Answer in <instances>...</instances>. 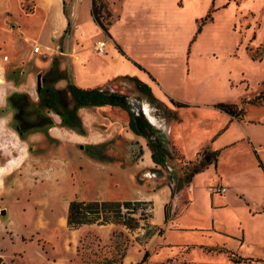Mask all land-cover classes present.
<instances>
[{"label":"rangeland","instance_id":"1","mask_svg":"<svg viewBox=\"0 0 264 264\" xmlns=\"http://www.w3.org/2000/svg\"><path fill=\"white\" fill-rule=\"evenodd\" d=\"M227 1L232 0H215L214 3L225 4ZM233 1L244 13L238 21L230 26L235 12L233 6L224 15H217L209 30H206L210 39L207 45L214 55L204 52L189 54L182 66L179 62L180 66H175L178 71L172 74L173 91L187 99L191 106L177 107L180 109L174 112L169 108L172 104L170 97L162 100L156 98L150 89H141L136 78L115 81L111 85L113 90L110 87L102 89L121 97L128 109L125 110L126 114L129 112L137 125L138 134L133 132L135 137L126 140L127 147L122 151L116 148L117 138L83 149L77 146L58 148L59 145L55 143H39L37 136L28 138L29 134L45 132L47 128L29 131L22 138L19 137L14 130L12 109L7 101L10 93L17 91L6 83L13 73L8 69L5 73L0 67V79L3 81L0 84L2 264H138L145 250L149 253L147 264L175 263V257L165 259L167 250L164 247L159 249L160 243L179 242L181 238L190 239L195 234L184 230L183 233L178 232L180 234L167 232L164 240L159 238L162 233L158 234V230L162 228L153 222L152 216L153 213H164L163 199L155 196L154 202L144 200L142 193L154 194L167 185L174 196L179 191V183L184 187L186 175L195 174L208 166L203 160V152L207 149L199 150L194 155L192 150L206 147V136L221 123V117L208 104H201L221 101L244 108L247 100L264 93V81L258 82L263 74L264 60H250L252 56L256 60L264 58V0ZM0 2L15 5L14 0ZM18 2L22 15L28 16L34 12V0ZM111 2L115 0H95L94 10L103 23L114 18ZM64 3L65 14L70 20V0H64ZM88 4L87 0L81 4L79 25L83 32L87 30ZM9 9L7 6L0 11L1 35L3 27L15 28L12 25L15 18H11ZM49 15L46 13L48 18L43 22L40 18L28 24L34 39L40 37L39 53L33 55L25 66L39 67L32 72L34 77L37 71H41L40 68L46 67L43 63L45 54L52 59L56 51L64 48V42L67 46L66 41L61 40L51 39L49 44L44 42L50 30ZM251 16L253 18L250 20ZM249 21L255 23L246 26L251 23ZM70 30L71 26L65 32L69 34ZM101 38L106 39L104 36ZM19 39L22 41V37ZM30 45H33V41ZM1 50L0 47V54H3ZM242 75L249 86L244 79L239 81ZM25 77L26 74L22 73L20 80L24 81ZM36 80L29 92L19 91L27 94L33 102L37 101ZM168 124L173 128L169 137L189 158L172 145L167 135ZM144 151H150L153 164L146 166V158H149H144ZM8 160H17V164L13 168L3 169ZM198 174L188 187V199L192 204L179 210L180 215L175 223L177 227H201L207 224V213H211L209 207L216 209V213L240 210L235 202L228 203V208L223 205L212 207L210 197L213 196L215 201V197L224 194L208 191V186L217 183L210 180L208 174ZM74 199L130 203L127 208L121 205L119 209L112 206L104 210L94 222L71 226L67 223V210L69 202ZM169 205L168 219L172 213V199ZM2 211H5L4 214ZM127 218L134 219L137 227L127 228L122 223ZM167 259L170 260L166 262Z\"/></svg>","mask_w":264,"mask_h":264},{"label":"crops","instance_id":"2","mask_svg":"<svg viewBox=\"0 0 264 264\" xmlns=\"http://www.w3.org/2000/svg\"><path fill=\"white\" fill-rule=\"evenodd\" d=\"M14 1L15 5H10L9 2L3 5L0 2V11L9 6L11 18L13 20L15 18L12 21L15 28L3 27L2 35L0 34V47L3 51V54H0V67L5 73L7 69L13 73L6 83L14 90L29 92L37 75H40L41 71L43 73L52 62V59L45 54L43 63L46 67L40 68L41 71H37L35 77L32 76V72L39 67H25L27 61L39 53V51L33 52V46L39 44L40 37L34 39L28 24L40 18L43 22L48 18L45 16L46 13H50V30L44 42L49 44L53 39L67 43L66 46L64 42V48L56 51L54 55L59 70L65 73L66 77L56 83L57 87L62 88L70 83L80 88L110 87L109 89L113 90L111 85L115 81L136 78L147 85L156 98L162 100L170 97L189 106L192 104L186 101L187 99L173 91L172 74L178 71L175 66L179 64L182 66L189 54L197 55L204 52L214 55V51L207 45L210 39L206 30L207 28L209 30L217 15H224L234 6L235 12L230 25L232 26L238 21L239 16L244 14L239 11L233 0L225 4L214 3L215 0H115L110 4L114 18L108 26V35H105L90 15L91 0H87L89 3L87 30L84 32L79 25L81 4L84 0H70V20L64 11L66 8L64 0H34V12L28 16L21 14L18 0ZM209 11H213L212 20L205 22L200 32L196 33L198 21ZM253 16L249 19L251 20ZM68 22L71 26L69 34L65 32ZM254 23L255 21L247 23L246 26H252ZM2 24L4 25L5 22ZM101 36L106 39H102ZM19 37H22V41ZM255 37L256 32L253 41ZM100 40L105 42L103 53L95 49L96 43ZM31 41L33 45H30ZM116 46L121 48L124 55ZM5 55L6 60L3 58ZM250 60L262 62L264 58L254 60L250 57ZM262 67L263 74L259 83L264 81V64ZM22 73L26 74L24 81L20 80ZM241 79H244L249 86L244 75L239 81ZM217 102L201 104H208L210 109H214L221 117V123L206 136V147L192 150L193 155L202 149L218 150L217 162L216 165L208 164L202 171L195 173L190 183L199 175L198 173L208 174L207 176L214 183L227 187L224 195L215 197V201L213 196L210 197V205L212 207L223 205L228 208V203L235 202L240 210L230 209L228 213H216V209L209 207L211 213H207V224L201 227L193 225L180 228L175 226L180 215L178 212L192 204L191 199H188L190 183L174 196H171V189L167 185L157 193L150 195L142 193V196L144 200L152 202L155 201V196L162 198V206L172 199V213L166 222H164V213H153V222L162 228V236L159 238L164 240L167 232L180 234L178 232L183 233L184 230L195 234L190 239L181 238L179 242L160 243L159 249L164 247L167 250L165 259L175 257L174 264H264V101L256 104L246 103L243 108L244 114L240 118H233L214 108L213 104ZM169 108L174 112L180 109L173 104H170ZM78 114L83 123L84 134L62 127L60 118L52 114L54 124L45 132L37 131L29 134L28 138L37 136L41 144L50 142L49 145L55 143L59 145L58 148L77 146L81 149L102 144L107 139L117 138L116 148L122 151L127 147L126 140L135 137L128 126V114L119 106L89 105L80 107ZM172 130L170 125L167 131L168 137ZM169 140L186 157L181 148L174 144L173 139L169 137ZM254 151L263 168L257 165ZM148 152L144 151V158H149V160L146 158V162L144 159L146 166L153 164L151 153ZM183 200L186 202L183 203ZM204 247H222L242 258L261 261L235 263L229 259L226 252L206 251Z\"/></svg>","mask_w":264,"mask_h":264},{"label":"trees","instance_id":"3","mask_svg":"<svg viewBox=\"0 0 264 264\" xmlns=\"http://www.w3.org/2000/svg\"><path fill=\"white\" fill-rule=\"evenodd\" d=\"M95 0H91L90 15L93 21L101 28L105 35H108V26L110 21L103 23L100 19V15L95 12ZM212 11H209L203 18L200 19L198 23V28L196 33L201 30V26L212 20ZM108 15V14H107ZM69 26V22H68ZM67 26V28H68ZM117 50L124 55L123 51L119 46H116ZM254 59V56L251 57ZM138 68L139 65L135 64ZM65 79V73L59 70L57 66V58L54 56L50 66L43 72L40 73V83L37 86L36 83V93L37 101L33 102L30 100L29 96L25 93L14 91L10 93L7 97L10 108L12 109V119L14 121V130L17 132L19 137H23V134L29 131L40 130L43 128H48L54 124L53 119L50 114H55L60 118V125L62 127L71 129L79 134H84L85 130L81 117L78 114V109L80 107H85L89 105H111L119 106L124 110H128L126 104L121 100V97L117 96L115 93H109L106 90L98 88H80L74 84L68 83L64 87L60 88L56 86V83ZM141 89H149L147 85L142 84L137 80ZM169 101L176 107H188V104L174 101L169 99ZM264 101V93H259L257 96L246 101V103L256 104ZM213 107L219 109L220 111L228 114L233 118H240L244 114V109L235 103L228 102H217L213 104ZM129 114V128L136 134L137 125H135L132 115ZM257 165L263 168L262 162L254 151ZM218 150L215 151H204L203 160L207 164L216 165L218 158ZM193 173H189L185 177L184 186L189 184ZM183 187L182 183H179L177 190ZM173 191L171 190V196ZM130 202L119 203H109L107 201H83L74 199L69 202L67 210V223L71 226H78L85 223H91L99 219L104 210L114 206L120 208L121 205L127 208ZM168 206L169 202L164 205V222L168 219ZM143 215V213H141ZM106 221V219H104ZM122 223L129 229H134L137 227V222L132 218H127L122 221ZM162 233V230H158V234ZM206 251L227 253L229 259L235 263L240 262H251V261H261L253 260L249 258H242L237 256L234 252L225 250L222 247H204ZM149 253L147 250L144 251L138 264H143L147 261ZM170 259H167L168 262ZM0 264H2V258L0 257ZM121 264V262L119 263ZM164 264V263H159Z\"/></svg>","mask_w":264,"mask_h":264},{"label":"built area","instance_id":"4","mask_svg":"<svg viewBox=\"0 0 264 264\" xmlns=\"http://www.w3.org/2000/svg\"><path fill=\"white\" fill-rule=\"evenodd\" d=\"M104 47H105V42L103 40H100L96 43V51L99 53H103L104 52ZM39 51V46L35 45L33 46V52H38ZM4 60L7 59V56H3ZM227 190V187L221 184H217L215 186H208V191H210L211 193H219V194H224Z\"/></svg>","mask_w":264,"mask_h":264},{"label":"bare ground","instance_id":"5","mask_svg":"<svg viewBox=\"0 0 264 264\" xmlns=\"http://www.w3.org/2000/svg\"><path fill=\"white\" fill-rule=\"evenodd\" d=\"M3 81L0 79V84H2ZM17 164V160H8L7 164L3 166V169H10L13 168Z\"/></svg>","mask_w":264,"mask_h":264},{"label":"water","instance_id":"6","mask_svg":"<svg viewBox=\"0 0 264 264\" xmlns=\"http://www.w3.org/2000/svg\"><path fill=\"white\" fill-rule=\"evenodd\" d=\"M37 86H39L40 83V75H37V80H36ZM5 211H2V214H4Z\"/></svg>","mask_w":264,"mask_h":264}]
</instances>
